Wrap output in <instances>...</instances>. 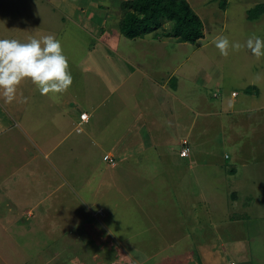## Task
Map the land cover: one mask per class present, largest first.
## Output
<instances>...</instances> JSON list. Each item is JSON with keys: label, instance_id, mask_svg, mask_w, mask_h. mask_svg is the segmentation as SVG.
Instances as JSON below:
<instances>
[{"label": "rangeland", "instance_id": "374dc122", "mask_svg": "<svg viewBox=\"0 0 264 264\" xmlns=\"http://www.w3.org/2000/svg\"><path fill=\"white\" fill-rule=\"evenodd\" d=\"M189 2L202 14L204 35L196 45L189 43L177 51L173 65L189 54L181 70L191 73L184 80L189 90L198 88L191 83L196 72L207 69L212 75H224V89H215L218 93L230 96L234 89L239 93L237 104H249L245 87L252 75H258L256 67L264 70V56L256 57L246 47V41L253 34L264 37V27L261 21L258 25L249 24L245 9L264 0ZM263 18L260 19L264 21ZM168 28L170 23L163 21L146 35L155 32V36H150L159 39ZM216 34L228 37L230 44L238 41L242 47H229L228 55H221L214 43ZM172 63L165 70L174 69ZM199 80L202 81L200 77ZM213 89H207L210 98ZM215 99L213 104L218 103ZM190 105L202 111L191 99ZM172 107L187 127L196 121L186 138L188 146H198L193 149L191 162L179 154L183 128H179V135L169 136V131L157 129L160 123L148 116L154 138L161 134L160 139L155 138L159 143L144 149L139 160L127 164L126 176H117L121 180L114 184L117 187L94 185L100 177L96 168L92 170L95 181L79 186L77 195L68 194L67 200L58 195L49 206L38 203L46 216L29 217L31 211H26L21 218L14 216L13 222L0 219V264H48L46 258L65 264L59 257L61 252L75 254V262L80 264H264V110L213 115L190 110L186 121V106L171 98L169 115ZM201 178L208 183L199 184ZM213 189L218 192L216 197ZM204 196L205 202L200 199ZM94 197L99 200L91 204ZM102 206L112 209L111 215L103 216ZM18 218L23 220L22 228ZM5 226L7 231H3Z\"/></svg>", "mask_w": 264, "mask_h": 264}, {"label": "crops", "instance_id": "0c3cea01", "mask_svg": "<svg viewBox=\"0 0 264 264\" xmlns=\"http://www.w3.org/2000/svg\"><path fill=\"white\" fill-rule=\"evenodd\" d=\"M122 2L0 0V38L24 42L33 36L54 34L61 41L72 74L71 85L55 96L40 94L30 78L21 80L11 101L0 92V219L13 222L14 216L21 218L26 211H31L29 217L46 216L38 203L49 206L51 199L58 195L63 200H67L68 194L77 195L79 186L82 188L87 181H95L93 171L96 168H99L100 177L94 185H118L121 180L118 181L117 176L120 173L126 176L127 164L139 160L144 149L159 143L155 138L160 139L161 134L154 138L148 116L160 123L157 129L169 131V136L179 135V128H183L179 143L188 138L196 121L187 127L179 119L180 113L175 115L173 107L169 115L167 106L171 98L186 106V121L190 110L203 115L264 110V70L256 67L258 75H252L245 87L249 104L238 105L239 93L234 89L230 96L220 93L225 85L224 75H212L207 69L196 72L191 83H196L198 88L189 90L184 80L191 73L181 70L190 55L174 65L172 60L176 52L190 42L180 41L173 35L156 39L150 36H155V32L128 37L120 28ZM247 10L249 24L261 21L264 27L261 20L264 12L259 16L261 19H250ZM196 12L202 19L201 12ZM168 63H172L174 69L165 70ZM176 75L179 77L173 81ZM210 86L214 87L211 98L207 96ZM226 97H230V101ZM190 99L202 111L191 107ZM213 99H218V103L213 104ZM259 101L262 103L258 104ZM85 111L89 118L82 121L80 115ZM194 148L198 146L192 144L186 156L179 154L189 157L191 162ZM110 158L115 165H111ZM232 175L233 172L231 177H234ZM199 181L203 184L209 180L204 182L201 178ZM94 192L98 193L96 189ZM214 195H218L215 189ZM17 196L25 200V204L16 200ZM94 198L91 204L99 200ZM200 199L206 201L205 196ZM102 207L103 216L111 215L112 209ZM18 220L22 228L23 220ZM6 228L3 227V231H7ZM115 230L121 232L120 228ZM66 253L59 255L65 264H80L75 262V254ZM46 259L50 261L48 264L51 261L61 264L59 260Z\"/></svg>", "mask_w": 264, "mask_h": 264}, {"label": "clouds", "instance_id": "9594fccd", "mask_svg": "<svg viewBox=\"0 0 264 264\" xmlns=\"http://www.w3.org/2000/svg\"><path fill=\"white\" fill-rule=\"evenodd\" d=\"M221 55H228V49L242 47L238 41L229 42L228 37L214 38ZM246 47L256 57L264 56V37L253 34L246 41ZM24 78H30L40 94H55L65 91L72 83L69 61L63 52L61 41L54 34L33 36L27 41L15 38H0V92L11 101L17 85Z\"/></svg>", "mask_w": 264, "mask_h": 264}, {"label": "trees", "instance_id": "16d2710c", "mask_svg": "<svg viewBox=\"0 0 264 264\" xmlns=\"http://www.w3.org/2000/svg\"><path fill=\"white\" fill-rule=\"evenodd\" d=\"M122 8L120 28L130 38L159 28L163 21L170 23L163 35H173L180 41L196 43L204 35L203 20L189 0H126ZM262 11L264 3H259L248 10V17L256 19Z\"/></svg>", "mask_w": 264, "mask_h": 264}, {"label": "built area", "instance_id": "2783aa9c", "mask_svg": "<svg viewBox=\"0 0 264 264\" xmlns=\"http://www.w3.org/2000/svg\"><path fill=\"white\" fill-rule=\"evenodd\" d=\"M234 94H236V92H234ZM80 117H81V120L82 121H87L88 120V118H89V115H88V112H82L81 113V115H80ZM78 130H81V128L78 126V128H77ZM182 145H183V147H182V149H181V151H180V154L182 155V156H186V155H188L189 154V151H190V147L188 146V140H183V143H182ZM110 162L111 163H114V160L112 159V158H110ZM227 264H234V263H232V262H228Z\"/></svg>", "mask_w": 264, "mask_h": 264}]
</instances>
